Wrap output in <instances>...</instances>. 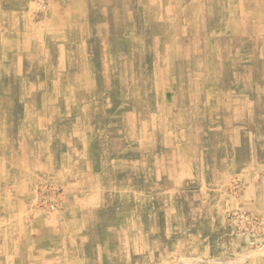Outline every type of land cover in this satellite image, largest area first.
<instances>
[{"label":"rangeland","instance_id":"obj_1","mask_svg":"<svg viewBox=\"0 0 264 264\" xmlns=\"http://www.w3.org/2000/svg\"><path fill=\"white\" fill-rule=\"evenodd\" d=\"M22 1L0 0V264H264L237 207L264 0Z\"/></svg>","mask_w":264,"mask_h":264},{"label":"crops","instance_id":"obj_2","mask_svg":"<svg viewBox=\"0 0 264 264\" xmlns=\"http://www.w3.org/2000/svg\"><path fill=\"white\" fill-rule=\"evenodd\" d=\"M26 0L22 1V5L24 6V2ZM29 6V5H28ZM253 173L255 175L253 177L247 178V180H244L245 184V191L244 194L242 195V198L240 201H238V208L241 209H246L248 212L253 213V214H258L261 217L264 216V175L262 174H257V172L264 167V162L255 161L253 164ZM255 170V172H254ZM241 175L245 177L246 171L245 168H242L240 171ZM181 177V176H180ZM242 177V176H241ZM183 179L180 178V181ZM221 183H228L229 177H226V175H222L220 180ZM234 204V203H233Z\"/></svg>","mask_w":264,"mask_h":264},{"label":"bare ground","instance_id":"obj_3","mask_svg":"<svg viewBox=\"0 0 264 264\" xmlns=\"http://www.w3.org/2000/svg\"><path fill=\"white\" fill-rule=\"evenodd\" d=\"M80 8H82V7H80ZM229 8V7H228ZM81 11V10H80ZM81 14V13H80ZM82 15V14H81ZM84 15V14H83ZM183 19V18H182ZM222 20V19H221ZM169 33V32H168ZM196 34V33H195ZM213 65H214V63H213ZM214 67V66H213ZM216 68V67H215ZM219 71V70H218ZM210 74V73H209ZM217 75V74H216ZM245 76V75H244ZM249 76V75H248ZM217 77V76H216ZM246 79H247V77H246ZM216 81V80H215ZM240 107V106H239Z\"/></svg>","mask_w":264,"mask_h":264}]
</instances>
